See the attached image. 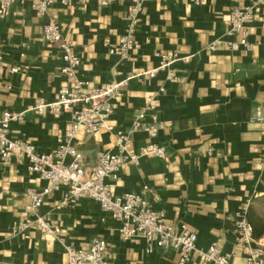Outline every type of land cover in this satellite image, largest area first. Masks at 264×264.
Returning a JSON list of instances; mask_svg holds the SVG:
<instances>
[{
    "label": "crops",
    "instance_id": "0c3cea01",
    "mask_svg": "<svg viewBox=\"0 0 264 264\" xmlns=\"http://www.w3.org/2000/svg\"><path fill=\"white\" fill-rule=\"evenodd\" d=\"M129 5V0L107 5L98 0L68 5L55 1L40 15L28 2L17 1L0 17V113H23L8 133L49 152L70 125L68 111L55 115L36 108L41 101H55L58 88L67 83L59 72V49L42 38V26L53 18L80 56L78 76L89 86L133 74L113 102L109 122L114 131L77 133L74 142L85 165L93 167L101 151L115 152V131H127L136 110L154 105L146 119L153 115L170 122L154 139L164 146L165 158L145 155L138 164L122 167L110 182L112 192L137 193L147 186L155 193L146 194L152 208L170 223L185 224L196 234L198 248L215 242L231 264H247L246 250L236 242L240 213L252 227L253 245L264 248V122L251 120L257 108L264 110V2L145 0L131 58L121 62L108 53L105 42L114 44L123 33ZM237 6L253 8L248 50L232 51L227 45L237 38L227 34L230 12ZM213 41L216 47L209 50ZM156 52L177 55L169 69L182 80H168L165 70L153 78L146 75L158 65ZM13 66L22 69L12 72ZM146 142V134L137 131L127 147L139 152ZM26 165L15 159L0 164V264H68L65 245L86 246L93 237L112 244L107 264H177L174 250L146 252L143 238L121 239L119 223L96 201L65 200L64 189L38 208L59 228L57 236L34 228L12 234L11 223L31 203L24 191L49 185ZM187 264H200L195 253Z\"/></svg>",
    "mask_w": 264,
    "mask_h": 264
},
{
    "label": "built area",
    "instance_id": "2783aa9c",
    "mask_svg": "<svg viewBox=\"0 0 264 264\" xmlns=\"http://www.w3.org/2000/svg\"><path fill=\"white\" fill-rule=\"evenodd\" d=\"M17 1L28 2L40 15H44L55 1L68 5L83 0H0V17L8 15ZM114 1L116 0H98L101 5ZM144 1L129 0L130 5L123 33L119 35L116 43L105 42L108 53L116 55L121 62L129 61L131 58L135 30L140 22L139 16ZM261 1L264 2V0ZM252 20V6H237L231 10L227 34L236 35L237 38L228 42L230 50L250 49L251 43L248 36ZM42 38L47 44L56 45L59 49L62 61L59 72L67 83L58 88L55 101L47 104L41 101L36 108L38 113L49 109L55 115L68 111L70 125L57 136L53 150L40 152L32 142L13 138L8 133L11 122L22 120L23 113L9 109L1 111L0 164H9L13 159L25 160L30 173L49 182L48 186L40 189L28 188L24 191V196L29 198L31 203L27 210L11 223L10 232L19 234L34 228L45 236H57L59 228L51 224L48 216L40 214L38 208L54 192L64 189L65 200L76 201L81 198H90L96 201L108 218L119 223L118 233L121 239L143 238L146 242V252H152L155 249L174 250L178 254L177 264H187L193 253L197 255L200 264H231L229 258L222 253L215 242L205 249L198 248L196 234L185 224L170 223L161 212L155 211L146 198L148 192L153 195L155 193L147 186L137 193L126 192L116 195L111 190L110 182L117 178L122 167L138 164L140 157L145 155L165 158L164 146L155 142L154 139L170 122L157 120L153 115L150 119H146L148 111H155L154 105H147L136 110L127 131H115V152L101 151L97 154L96 164L93 167L89 168L85 165L82 153L74 142L77 133L80 129L87 134L99 130L114 131L113 124L109 122L114 110L113 102L122 96L124 86L133 74H128L122 81L112 80L104 86H89L87 81L78 76L80 56L75 52L73 43L63 36L62 28L55 19L49 18L42 26ZM216 43L217 41L211 42L208 49L214 50ZM156 56L159 57L158 65L145 72L149 78L165 70L168 80H182L169 69L177 56L175 53L160 55L156 52ZM27 67L24 66V69ZM21 69L13 66L11 71L17 72ZM251 120L264 122V110L257 108ZM137 131L146 134L147 142L139 152H134L128 149L127 143L130 141L131 134ZM213 153V150L209 148L208 154ZM235 227L236 242L245 248L247 264H264V248L260 244L253 245L252 227L245 214L240 213L235 220ZM111 247L110 242L99 237H93L86 246L82 247L67 244L65 245L67 262L68 264H107Z\"/></svg>",
    "mask_w": 264,
    "mask_h": 264
}]
</instances>
